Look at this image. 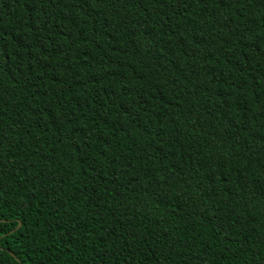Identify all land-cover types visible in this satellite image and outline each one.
I'll return each mask as SVG.
<instances>
[{"label": "trees", "instance_id": "trees-1", "mask_svg": "<svg viewBox=\"0 0 264 264\" xmlns=\"http://www.w3.org/2000/svg\"><path fill=\"white\" fill-rule=\"evenodd\" d=\"M0 264H264V0H0Z\"/></svg>", "mask_w": 264, "mask_h": 264}]
</instances>
